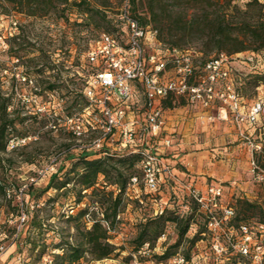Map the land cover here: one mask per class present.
<instances>
[{
	"label": "rangeland",
	"instance_id": "rangeland-1",
	"mask_svg": "<svg viewBox=\"0 0 264 264\" xmlns=\"http://www.w3.org/2000/svg\"><path fill=\"white\" fill-rule=\"evenodd\" d=\"M78 1L54 0L48 5L45 0H31L13 6L0 0V244L6 246L0 254V264H59L54 252L61 253L67 241L79 238L78 223L89 227L92 218H101L102 212L111 214L119 194L115 180L124 183L109 229L108 240L115 249L108 257L91 259L87 255L77 264H176L175 256L185 257L187 262L181 264H192L196 254L198 264H249L242 256L211 253L213 234L187 187L188 183L194 184L197 176L206 182H220L223 202L231 204L235 212L238 198L264 202V182L256 181L251 174L248 142L238 134L234 123L219 120L215 110V120L206 123L199 119L196 104L179 97L162 100L165 124L152 143L159 145L173 176L162 174L156 192L145 190L140 160L129 157L135 152L129 151L133 146L124 143L121 129L107 142L109 145L104 144L113 152L105 161L107 174L99 173L93 187L85 189L80 184L81 150L93 151L87 159L106 155L98 152L99 147L90 146L100 134L95 122L78 137L72 133L67 118L80 112L87 125L91 111L83 110L85 99L81 94L91 70L86 54L101 31H116L115 19L125 0H108L100 6L102 12L92 6L103 0H90L87 6ZM247 1L234 0L231 4L243 11ZM171 6L172 0H135L137 14L158 30L163 41L196 52L198 59L217 53V44L222 45L220 51L236 56L232 59V77L239 91L251 99L264 95V77H259L262 84L258 83V76L264 75L260 38L239 32L248 48L229 53L225 38L209 36L210 27L215 26L210 21L194 30H178L184 9L177 6L173 12L168 11ZM187 10L192 14V8ZM232 19L236 26L242 25L241 13L232 12ZM251 52L255 54L254 61L246 62L244 58ZM168 100L172 106L166 105ZM142 102L140 93L126 102L128 118L142 115ZM3 120L9 122L4 130ZM252 129H246L248 133L252 131V140L261 142V150L254 157L264 166V117ZM167 138L169 144H165ZM222 171L228 176H223ZM133 175L137 176L134 185L129 183ZM52 176V184L68 182L61 187H47ZM21 188L23 193L19 194ZM21 201L28 218L18 224L11 219ZM83 209L85 213L80 218L73 217ZM159 214L176 215L178 221H166L160 236L135 250L132 242L142 224ZM187 220V230L179 239L178 226ZM235 221L264 222V214L258 212ZM165 249L171 253L161 257ZM204 252L209 254L206 259L201 257Z\"/></svg>",
	"mask_w": 264,
	"mask_h": 264
},
{
	"label": "built area",
	"instance_id": "built-area-1",
	"mask_svg": "<svg viewBox=\"0 0 264 264\" xmlns=\"http://www.w3.org/2000/svg\"><path fill=\"white\" fill-rule=\"evenodd\" d=\"M115 23L116 31H101L95 45L87 51L91 70L81 91L87 99L83 110L91 112L87 125L80 112L76 117L67 118L72 133L79 137L95 122L100 134L90 146L107 147L111 151V146L104 144L114 139L118 129L123 130L124 143L133 146L129 151L140 156L143 186L154 193L162 174L173 176L159 145L152 143L165 124L162 100L173 96L203 109L217 106L216 117L230 119L238 134L248 142L251 174L256 181L264 182V166L254 157V153L261 150V143L254 142L246 130L255 126L264 114V95L252 100L241 95L232 77V59L236 56L220 51L198 59L196 52L166 43L156 28L142 24L130 14L128 0L124 1ZM254 58L251 52L244 59L253 62ZM139 93L143 96L142 115L128 118L126 102ZM213 117L207 115V119ZM169 142L167 138L165 144ZM136 182L137 176H131L129 183ZM187 187L198 211L205 216L207 229L213 234L211 253L242 256L249 264H264V222H236L233 206L223 202L224 191L220 184L209 182L200 189L188 183ZM5 191L10 195L9 188ZM22 193L21 188L19 194ZM26 218L27 211L21 201L11 221L22 224ZM5 248L1 243L0 254ZM198 255L192 258V264L199 263ZM208 256L207 252L201 253L204 259ZM184 261L187 262L183 256L173 257L176 264Z\"/></svg>",
	"mask_w": 264,
	"mask_h": 264
},
{
	"label": "trees",
	"instance_id": "trees-1",
	"mask_svg": "<svg viewBox=\"0 0 264 264\" xmlns=\"http://www.w3.org/2000/svg\"><path fill=\"white\" fill-rule=\"evenodd\" d=\"M8 3H11L13 6L18 4H23L25 1L29 3L31 0H2ZM48 5H52L54 0H45ZM59 3H64L66 0H57ZM108 0H103L97 2L98 6H92L93 10L96 12H102L101 5H106ZM234 0H172V6L168 11H174L177 6L183 7V12L181 16V24L178 26V30L185 32L188 30H194L203 24L205 21H210L215 26L210 27L209 36L217 37L218 39H226L228 41V52H237L242 51L248 48L246 42L243 38H239L238 33L241 32L244 36H252L261 39L259 46H264V3L259 0H249L246 2L245 10H239L234 4H231ZM78 4L90 5V0H79ZM129 3V12L131 15L136 17L142 24H146L143 17L137 14L135 7V0H128ZM188 8H192V14H188ZM253 10V12H251ZM241 13L243 21L242 25L236 26V22L232 19V12ZM106 17L110 19L111 15L104 10ZM29 14H34L35 12L29 11ZM113 18V17H112ZM116 28V26H114ZM155 28V27H154ZM203 30L205 29L202 28ZM160 36V35H159ZM175 46V45H174ZM222 45L217 44V52L220 51ZM259 77H264L260 75ZM261 78L258 79L259 85L262 84ZM258 85V84H257ZM52 87V85L50 86ZM258 87V86H257ZM239 89L240 87L237 86ZM241 95L246 96L242 92ZM82 96L85 99V105L87 104V99L83 92L81 91ZM248 97V96H247ZM170 98H173L170 97ZM166 98L164 100L170 99ZM168 106H172L171 101L168 100L166 103ZM9 122L3 120L1 129L4 130ZM105 151V152H104ZM98 152L105 153L103 157L99 158H86L88 155L92 154L93 151L83 148L80 152V160L82 161L83 171L80 173V184L83 188L93 187L97 176L99 173L107 174V168L105 165L106 159H108L113 152H110L107 147H100ZM69 157H73V154H70ZM132 159L140 160L139 154H130L129 156ZM117 174L121 175V171L117 168ZM53 176L50 178V182L47 187L50 185H55L54 187H61L66 184L68 181H63L52 184ZM114 183L118 185L117 189L120 192L124 187V183L115 180ZM31 193V190L29 191ZM28 193V194H29ZM117 194L115 200L112 204L111 214L107 211L102 212V217L92 218V223L89 227H81L78 223L76 225L79 238L75 242L67 241V244L62 246V252H54V257L59 259V264H77L80 259L87 257L91 259H102L108 257L113 253L115 247L108 240L109 229L113 225L115 220V215L117 212V207L119 204L120 196ZM264 214V202H254L250 201L247 198H238L237 199V210L235 219H246L250 215H255L257 213ZM85 213V209L77 212L74 218H80ZM162 213V211H161ZM16 215V214H15ZM112 219L109 220V217ZM15 217V216H14ZM71 217V216H68ZM28 218V217H27ZM26 220L23 222L25 223ZM102 220H104L107 225H104ZM166 221H178L176 215L164 216V214H159L152 219L147 220L142 224V227L139 229L138 233L135 235L132 245L136 250L143 243L152 241L160 236L163 225ZM189 225V220L185 221L184 224H179L178 226V237L179 239L185 234L187 227ZM194 241V240H192ZM171 252L168 249H165L161 257H167ZM56 262V261H55Z\"/></svg>",
	"mask_w": 264,
	"mask_h": 264
},
{
	"label": "crops",
	"instance_id": "crops-1",
	"mask_svg": "<svg viewBox=\"0 0 264 264\" xmlns=\"http://www.w3.org/2000/svg\"><path fill=\"white\" fill-rule=\"evenodd\" d=\"M256 71V70H255ZM254 71V72H255ZM248 100H252L251 98H249V97H247V96H245ZM254 99V98H253ZM195 106H197V105H195ZM198 107V109H197V114L198 115H200V117H199V119L201 120V121H205L206 123H209V122H213L214 120H215V115H214V113L212 112V111H218V108H217V106H212V107H210V108H208V109H203V108H201V107H199V106H197ZM209 114H212L214 117L212 118V119H207V115H209ZM262 117H264V114H262L261 116H260V119H259V121L255 124V126L257 125V124H259V122H260V120H261V118ZM218 118V117H217ZM219 120H221V121H230V122H232L230 119H224V118H218ZM255 126H253V129L252 130H254L255 129ZM252 128V127H251ZM250 131V130H249ZM248 132V131H247ZM250 133V135L252 134V131L251 132H249ZM252 138V137H251ZM256 142H259V143H261L260 141H256ZM185 156H187V154L186 155H184V157ZM182 157V156H181ZM181 157H178L177 159L178 160H180V158ZM170 162V161H169ZM222 174H224L223 176H225V177H227L228 176V172H224V171H222L221 172ZM207 183H209V182H206V181H203V179H202V177H199V176H197V178L195 179V182H194V185L195 186H197V187H199L200 189H204L205 188V186H206V184ZM213 183H217V184H220L221 185V183L220 182H213ZM222 187H223V185H222ZM224 191V190H223Z\"/></svg>",
	"mask_w": 264,
	"mask_h": 264
}]
</instances>
